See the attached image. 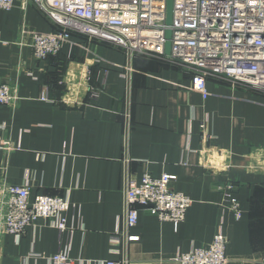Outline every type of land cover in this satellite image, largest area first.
<instances>
[{
    "label": "crops",
    "instance_id": "1",
    "mask_svg": "<svg viewBox=\"0 0 264 264\" xmlns=\"http://www.w3.org/2000/svg\"><path fill=\"white\" fill-rule=\"evenodd\" d=\"M23 29L54 32L31 2L0 10V85L19 98L0 104V143L13 147L0 149V187L66 200L67 230L3 235L0 264H177L218 234L228 264H264V95L212 79L203 98L188 73L76 34L38 61L17 44ZM146 174L174 176L192 201L178 226L141 207L126 226V183Z\"/></svg>",
    "mask_w": 264,
    "mask_h": 264
},
{
    "label": "built area",
    "instance_id": "2",
    "mask_svg": "<svg viewBox=\"0 0 264 264\" xmlns=\"http://www.w3.org/2000/svg\"><path fill=\"white\" fill-rule=\"evenodd\" d=\"M14 1L0 0V10L9 11ZM20 1L22 8L31 2L54 28V32L46 34L21 31L17 44L29 48L38 61L57 54L71 34H76L121 49L130 57L158 59L188 73L191 89L203 98L207 96V81L212 79L264 95V0H172L169 55L164 53L166 0ZM17 92V84H1L0 104L15 107ZM12 148L9 142L0 143V149ZM174 180V176L153 178L146 174L140 183L127 182L126 226L136 225L138 207L148 208L162 222L174 226L183 222L192 201L172 188ZM31 193L28 186L1 185L0 238L19 237L38 221L60 233L67 230L68 202L47 196L31 198ZM230 211L239 218L235 200ZM227 245V238L218 234L209 245L176 254L172 261L228 264ZM46 264L71 262L64 254H55Z\"/></svg>",
    "mask_w": 264,
    "mask_h": 264
},
{
    "label": "water",
    "instance_id": "3",
    "mask_svg": "<svg viewBox=\"0 0 264 264\" xmlns=\"http://www.w3.org/2000/svg\"><path fill=\"white\" fill-rule=\"evenodd\" d=\"M172 0H166V16H165V25H166V31H165V47H164V53L165 55H169L170 52V37H171V21H172Z\"/></svg>",
    "mask_w": 264,
    "mask_h": 264
}]
</instances>
